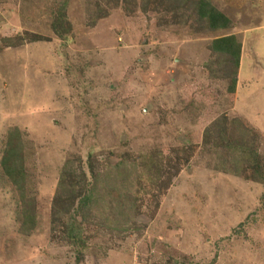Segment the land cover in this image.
Here are the masks:
<instances>
[{
  "label": "rangeland",
  "instance_id": "rangeland-1",
  "mask_svg": "<svg viewBox=\"0 0 264 264\" xmlns=\"http://www.w3.org/2000/svg\"><path fill=\"white\" fill-rule=\"evenodd\" d=\"M63 1L0 0V149L17 129L35 217L21 232L0 172V264H264L250 155L264 168V0H209L242 41L237 71L211 63L227 31L165 0L145 13L141 0H69L71 42L50 26ZM69 170L96 198L71 215L86 241L78 262L68 214L53 216Z\"/></svg>",
  "mask_w": 264,
  "mask_h": 264
},
{
  "label": "trees",
  "instance_id": "trees-1",
  "mask_svg": "<svg viewBox=\"0 0 264 264\" xmlns=\"http://www.w3.org/2000/svg\"><path fill=\"white\" fill-rule=\"evenodd\" d=\"M146 3L143 5L142 3ZM150 0H141V9L145 13L148 9ZM170 10H178L182 8L186 12L189 10L190 16L198 22L204 31L207 33L218 34L221 31H227L228 33L219 34L210 42V50L213 53V59L211 63L216 66L230 65L231 69L237 71L240 66L241 54H242V41L239 37L232 32L234 29V23L228 19L224 14L218 11L209 0H165ZM69 0H64L60 3L59 8L50 26L54 34L64 41L71 42L72 38L69 36L71 27H65L66 20V7ZM210 68V67H209ZM236 77H232L228 91L234 93L236 88ZM0 149V172L5 176L9 185H11L20 205V210L17 212L16 219L20 224V230L24 234H29L34 229L35 217L31 210V202L27 199L26 195V182H25V168H24V156L21 145L20 137L18 136V130H9L7 132L4 142H2ZM241 147V146H240ZM243 148V147H241ZM244 149V148H243ZM246 152L251 150L245 149ZM250 155L253 156L254 161V173L257 175L264 187V168L261 166L260 157L256 152L251 151ZM76 172V171H75ZM70 176V177H69ZM75 176V177H74ZM73 178V179H71ZM71 179V180H70ZM67 181V182H66ZM89 184L86 181V175L79 173L74 175L69 170L68 174L64 172L60 175L57 192L53 199V216L56 219L64 213L56 209L57 205L62 207V210L68 214L67 221L65 223V234L69 244L73 246L75 250V260L78 262L82 250L85 249L86 241L83 239V232L81 222L72 218V213L76 205V211L79 209H92L95 207L94 202L96 198L91 194L92 189H89ZM99 196V195H98ZM102 198L99 196L98 198ZM117 200L116 208L119 209L122 203ZM264 204V197L262 198ZM102 209L105 206H101ZM53 218V220H54ZM81 221V220H80Z\"/></svg>",
  "mask_w": 264,
  "mask_h": 264
}]
</instances>
